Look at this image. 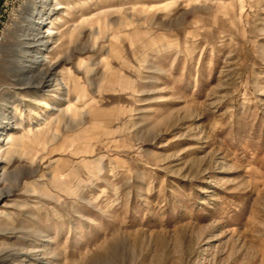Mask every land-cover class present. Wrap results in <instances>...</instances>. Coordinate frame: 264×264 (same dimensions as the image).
<instances>
[{"label":"rangeland","instance_id":"1","mask_svg":"<svg viewBox=\"0 0 264 264\" xmlns=\"http://www.w3.org/2000/svg\"><path fill=\"white\" fill-rule=\"evenodd\" d=\"M0 3V264H264V0Z\"/></svg>","mask_w":264,"mask_h":264},{"label":"bare ground","instance_id":"2","mask_svg":"<svg viewBox=\"0 0 264 264\" xmlns=\"http://www.w3.org/2000/svg\"><path fill=\"white\" fill-rule=\"evenodd\" d=\"M51 33H52V31H50V32L47 31V34L45 35V37H48L49 35H51ZM43 37H44V36H43ZM53 78H54V77H53ZM51 80H52V79H51ZM53 80L56 82V85H57V86L60 87V86L62 85L61 80H60L57 76H56L55 79H53ZM27 81H28V80H27ZM41 104L44 105L43 102H42ZM0 129H1V128H0ZM2 131H3V130H2ZM0 132H1V131H0ZM0 137H1V136H0Z\"/></svg>","mask_w":264,"mask_h":264},{"label":"built area","instance_id":"3","mask_svg":"<svg viewBox=\"0 0 264 264\" xmlns=\"http://www.w3.org/2000/svg\"><path fill=\"white\" fill-rule=\"evenodd\" d=\"M8 0H0V2H2V5H5L7 3Z\"/></svg>","mask_w":264,"mask_h":264},{"label":"crops","instance_id":"4","mask_svg":"<svg viewBox=\"0 0 264 264\" xmlns=\"http://www.w3.org/2000/svg\"><path fill=\"white\" fill-rule=\"evenodd\" d=\"M0 5H1V3H0Z\"/></svg>","mask_w":264,"mask_h":264}]
</instances>
